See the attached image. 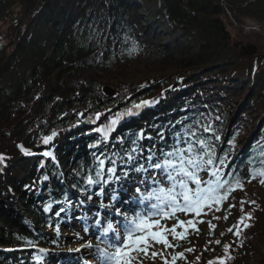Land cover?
I'll return each mask as SVG.
<instances>
[{"label":"trees","instance_id":"1","mask_svg":"<svg viewBox=\"0 0 264 264\" xmlns=\"http://www.w3.org/2000/svg\"><path fill=\"white\" fill-rule=\"evenodd\" d=\"M18 1L0 0L1 244L26 243L37 233L33 220L14 208L9 210L15 192L26 193L34 182L30 193H39L40 179L56 193L64 188L53 186L60 177L55 164L47 161L44 168L41 158H30L28 153L52 146L62 162L69 163L68 157H74L77 164L69 163L64 168L67 181L74 184L88 175L79 172L78 165L100 154L102 139L97 127L107 129L113 122L129 120L133 117L131 109L143 106L145 97L157 103L147 109L149 119L145 120L146 126L155 130V138L149 140L155 142L154 148L170 151L165 137L177 143L178 138L184 140L188 133L195 132L205 142V151L210 150L214 170L221 172L223 164L231 162L235 173L231 184L236 180L246 182L255 170L264 168V55L243 53L255 44L245 31L246 21L256 19L257 26L264 27V0H155L159 2L157 10L147 9L142 17L132 9L139 0H33L17 43L3 57L7 40L15 38L18 21L26 11L25 5L16 6ZM217 19L228 23L226 27L236 28L238 34L227 27L231 34L228 38ZM167 20L173 30L169 31L171 41L163 45L158 41L157 27L164 30ZM143 21L145 27L140 24ZM178 31L185 39L198 41L197 53L190 54L182 37L172 40ZM239 39L247 47L237 42ZM131 45L147 49L160 60L178 54L184 68L130 84L117 81L120 87L116 86V94L110 97L104 84H111V80L100 81L94 71ZM242 73L249 78L236 95L242 96L244 85L253 82V90L246 94L251 109L218 103L210 92H215L211 78L218 76L225 81L226 75ZM179 109L186 112L174 113ZM255 122L259 126L254 128ZM136 130L123 128L113 137L111 148L121 140L124 155L129 153L138 159V151L144 149ZM247 137L251 138L246 145ZM46 170L53 182L47 181ZM38 202L42 204L43 200L39 198ZM211 212L216 229L218 211L213 207ZM241 220L234 227L243 235L241 240L224 242L220 237L217 243L210 239L192 261L189 258L194 251H186L184 264H237L252 236L264 239V228L253 225L248 232V217ZM0 256L4 258L5 254ZM256 264H264V254Z\"/></svg>","mask_w":264,"mask_h":264},{"label":"rangeland","instance_id":"2","mask_svg":"<svg viewBox=\"0 0 264 264\" xmlns=\"http://www.w3.org/2000/svg\"><path fill=\"white\" fill-rule=\"evenodd\" d=\"M138 3H133V9H136L139 16H144L146 13L145 11L149 9V11L157 10L159 6V2L155 0H139ZM224 16V15H223ZM255 21V20H254ZM253 20H248L245 23V31H247L248 35L252 38L253 42V48L249 49L246 48V50L243 51V53L251 54L253 56L256 55H264V27L261 28L257 25L253 26L254 23ZM165 28L164 30L157 27V30L159 32L160 38H158V41H160V44H165L170 40V32L173 30V24L170 23V21L165 22ZM247 23H251L250 25ZM142 26L145 27V22L140 23ZM228 24V23H226ZM264 26V24H263ZM228 27V26H227ZM230 32L237 33L238 31L234 27H228ZM261 29V30H260ZM251 30V31H248ZM253 30H260L255 31ZM179 34V35H178ZM178 34L173 37L172 40H175L177 37H182V31H178ZM238 39V36L237 38ZM9 40V39H8ZM242 42V39H239ZM182 44L186 48H190V54H195L199 51V44L198 41H191L188 38L185 39L182 37ZM191 41V42H190ZM245 43H243L244 45ZM247 47V45H244ZM126 49L123 50L120 55H118L115 58H110L108 62L99 65L95 73L99 76L101 79L100 81L104 82L106 80H111V84H104V90L106 88L112 89L114 91V94H108L110 97L114 96L116 94V86L120 87V85L117 84V81L121 83H133L138 82L137 80H142L144 77H155L158 75H162L166 73H172L177 71L178 69L184 68V61H182V58L179 57V55H173L169 58L159 59L156 58L155 55H152L147 49H137L133 45L125 47ZM188 54V53H187ZM263 57V56H262ZM212 68H218L212 67ZM210 71V70H209ZM205 72V71H203ZM224 78L221 79V77L215 76L211 78V83L213 82L214 86L213 89H215V92L210 89V92L215 95V97L218 100V103L222 102V104H227L229 106L230 104H237V106L241 109V107L245 106L247 109H251L249 106V102L247 99L246 94L250 93L251 90H253V82L248 85H244L243 91L244 94L242 96H237L236 92L241 91V85L246 82V80L249 78V76L246 75V73H242L241 76L238 75H226ZM238 77H241V79H238ZM206 79H208L206 77ZM237 87L240 88L237 91ZM106 91V90H105ZM235 92V93H234ZM156 93V92H155ZM159 94V91L157 92ZM260 96H263L260 95ZM173 107L174 105L171 104ZM249 106V107H248ZM180 109L176 111L175 113H179ZM237 113L232 117V119L236 118ZM231 119V120H232ZM248 125H251L250 122H248ZM247 125V126H248ZM259 124L255 122L253 124V127H258ZM251 137H247V141L245 144L250 141ZM38 164H34L36 166ZM30 168L33 169L34 167L30 163ZM145 174V173H144ZM129 175V174H128ZM127 176V175H126ZM139 173L134 172V181L137 182L139 180ZM125 179V177H124ZM122 179V180H124ZM119 179H116L115 182L117 183ZM121 180V179H120ZM107 183V181H106ZM36 186V183L32 182V184L29 186L31 190H34V187ZM75 185L78 187V183L75 182ZM243 188L242 190L239 188L236 192L232 193L228 199L225 201L224 205L222 206V209L220 212H218V216L216 218V229H213V235L210 234V227L209 224L214 226L213 223V217L209 213H204L200 216H196L193 213L185 214L184 212L176 214V216L172 219L168 220H161V224L166 225L167 227L171 228L173 225L177 224L178 221H188V220H194L196 221L195 228L199 229V231L193 230L191 227L190 231H186L184 228L177 227L176 231L177 233H184L186 238L185 239H174L172 235L168 236L169 243L173 245L172 247H165L161 244H153L152 248L149 250L148 256H143L141 259L146 261L147 264H165V261L168 262V264H173V262L170 261L172 256L176 253H184L186 250H193L192 254L190 255V260L193 258H196L197 254L204 249L205 245L207 244L208 240H213V242H216L221 237L224 242L232 240H241L243 235H236L235 232V225L238 221H240L242 218L250 217L249 223L250 226L247 227L248 232L254 225L257 229L260 227L261 229L264 228V184L260 183V178L251 179L248 183L242 184ZM27 187L26 193L24 194H18L16 193L13 205H10L14 208L15 211L21 212L23 215L28 211L30 213V207L27 204L29 202L32 206L34 205L36 194L30 193V188ZM37 193V192H36ZM77 192H74V196L77 197ZM93 199V198H92ZM90 199L89 202L84 201V198H81L80 203L82 202L83 205H89L90 202H93V200ZM27 201V202H25ZM96 203H99V200H94ZM10 209V208H9ZM77 216H81V214L77 213ZM72 222V219H69ZM200 221H203L201 223ZM74 230L75 228H78L76 231L79 232V234L82 233L83 230V224H79V222H76L74 225L71 223ZM66 226V227H65ZM68 225H63L58 230L57 238L55 239L56 242L60 245L62 244L63 247H65V243L67 240L73 239V234L75 231L73 229H65ZM229 229H232V231H229ZM253 240L250 242V245H245L241 252H240V261L237 264H256L258 260L261 258V255L264 254V239L262 236L254 235L252 236ZM80 242V241H78ZM65 244V245H64ZM212 250V249H211ZM151 251H156L159 253L157 257L152 258L151 257ZM196 251V252H195ZM65 250L60 251V254L65 255ZM177 255V254H176ZM0 264H3L0 262ZM50 264H55L50 263ZM177 264H184L183 261H179Z\"/></svg>","mask_w":264,"mask_h":264},{"label":"snow or ice","instance_id":"3","mask_svg":"<svg viewBox=\"0 0 264 264\" xmlns=\"http://www.w3.org/2000/svg\"><path fill=\"white\" fill-rule=\"evenodd\" d=\"M208 130L205 129V131ZM205 149V142L196 137L195 132H191L184 140L178 138V142L173 145L172 149L163 152L161 157L150 155L147 158L148 167L159 173L160 178L158 179L155 175L151 177V181L156 187L148 191L147 194L141 195L139 203L149 205L152 211L136 212L129 216L117 209L115 215L124 217L123 226H114L113 222L109 221L102 235L96 237L95 246L91 241L86 244L89 249H93L95 252V264H142L141 258L149 255L153 244L172 247L173 245L168 240L169 235H172L174 239L186 238L184 233H177V227L184 228L185 232L188 227L199 231L191 220L178 221L171 228L161 224V220L172 219L177 212L193 213L200 216L205 208L215 207V210L219 211L220 204L228 198L231 192L236 191L237 187L242 190L243 186L239 180H236L233 185L220 176L219 169L209 171L214 161L211 158L210 150L205 151ZM220 163L223 164V161L221 160ZM103 164L104 161L101 160L100 165L103 166ZM142 170V168L136 169L137 172ZM108 171L114 172V169H108ZM201 173H206L212 178L205 179ZM99 175L98 172L97 176ZM256 176H259L260 183L264 184V168L255 170L253 178L255 179ZM88 183H94L91 177L88 178ZM226 185L227 187H225ZM221 189H224L222 193ZM135 191L137 194H141L139 187ZM153 201L156 203H152ZM248 218L250 219V217ZM200 222L203 223V221ZM240 223L243 224L244 221L241 220ZM209 227L214 228L211 224ZM110 233L113 234L111 240L107 239ZM236 235H239V232H236ZM227 248L228 246H225L226 251ZM150 254L152 258L159 255L156 251H151ZM179 258H183L182 253ZM176 259L177 257L173 256V264ZM165 264L168 262L165 261Z\"/></svg>","mask_w":264,"mask_h":264},{"label":"bare ground","instance_id":"4","mask_svg":"<svg viewBox=\"0 0 264 264\" xmlns=\"http://www.w3.org/2000/svg\"><path fill=\"white\" fill-rule=\"evenodd\" d=\"M87 230H88V231L83 232L82 235H77V234H75L74 237H75L76 239H78V240H79V239H83L84 237H87V236L89 235L90 228H88ZM94 231H95V230H94ZM94 231H93V232H94ZM69 242H70V243L68 244L69 248L76 247V249H78L77 247L79 246V242H77V241H75V240H72V241H69ZM75 243H76V245H74ZM83 245H85V244H83ZM81 246H82V245H81ZM85 251H88V252H90V253H94V250L89 249L87 246H84L83 249L79 251V253H80L81 255H83ZM68 256L70 257V259L73 258V259L77 260L79 263H82V261H81V259H80L79 257H73V255H70V254H68ZM79 259H80V260H79ZM142 264H147V262L144 261V260H142Z\"/></svg>","mask_w":264,"mask_h":264},{"label":"water","instance_id":"5","mask_svg":"<svg viewBox=\"0 0 264 264\" xmlns=\"http://www.w3.org/2000/svg\"><path fill=\"white\" fill-rule=\"evenodd\" d=\"M217 21H218L219 24H220V30H222V32H224L225 35H226L228 38H230V37H231V34H230V32L228 31L225 22H224L222 19H217ZM257 23H258V22L255 20L253 24H257ZM9 46H11V44H9ZM0 68H1V66H0ZM105 90H106V93H107V94H110V95H111V94H114V91H113L112 89L106 88Z\"/></svg>","mask_w":264,"mask_h":264},{"label":"flooded vegetation","instance_id":"6","mask_svg":"<svg viewBox=\"0 0 264 264\" xmlns=\"http://www.w3.org/2000/svg\"><path fill=\"white\" fill-rule=\"evenodd\" d=\"M32 2H33V0H21V1H19L20 4L25 3V5L28 3H32Z\"/></svg>","mask_w":264,"mask_h":264}]
</instances>
